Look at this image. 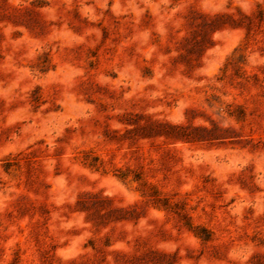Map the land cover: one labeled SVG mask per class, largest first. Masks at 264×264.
<instances>
[{
  "label": "rangeland",
  "instance_id": "1",
  "mask_svg": "<svg viewBox=\"0 0 264 264\" xmlns=\"http://www.w3.org/2000/svg\"><path fill=\"white\" fill-rule=\"evenodd\" d=\"M0 264H264V0H0Z\"/></svg>",
  "mask_w": 264,
  "mask_h": 264
}]
</instances>
